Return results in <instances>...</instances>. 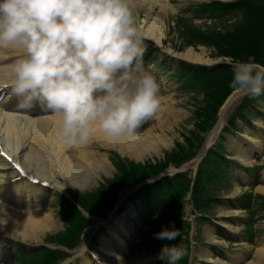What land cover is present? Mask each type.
<instances>
[{
  "label": "clouds",
  "instance_id": "obj_1",
  "mask_svg": "<svg viewBox=\"0 0 264 264\" xmlns=\"http://www.w3.org/2000/svg\"><path fill=\"white\" fill-rule=\"evenodd\" d=\"M9 48L23 50L9 83L18 107L61 114L67 143H86L97 130L133 134L159 110L160 83L145 66L147 46L129 0H0V49ZM230 64V88L264 93V66L253 57ZM180 235L173 224L155 238ZM186 254L182 245H162L157 259L177 264Z\"/></svg>",
  "mask_w": 264,
  "mask_h": 264
},
{
  "label": "bare ground",
  "instance_id": "obj_2",
  "mask_svg": "<svg viewBox=\"0 0 264 264\" xmlns=\"http://www.w3.org/2000/svg\"><path fill=\"white\" fill-rule=\"evenodd\" d=\"M130 3L131 2H129V4ZM135 4L138 9L144 7L145 10V14L141 21L136 23L138 30L142 35L153 38L157 43H162L161 40L165 37L166 30V21L164 17L177 11V7L174 5L175 3L172 4L169 0H136ZM155 8H157V11L154 13ZM168 52L194 63L208 64L209 61H211L203 48H200L198 51L189 47L180 53L173 52L168 48ZM11 72L12 65L7 64L4 60H0V89H5V84L9 82L7 73L11 75ZM238 95L239 93L236 90L233 91L228 97L227 104L221 108L218 125L208 135L205 147L216 138L219 128L224 123L223 121L225 118L223 119V117L227 106L229 105L230 108L238 99ZM16 104V98L11 97L7 91L5 95L0 98V106L9 110L2 112L0 109V125H4L0 130V136L4 135L8 147H12L14 144L16 151L20 149L19 157L21 163L27 168L32 169L37 177L50 180L54 187L62 188L63 184L57 180V176H64L67 177L71 186L82 188L93 182L92 177L94 175L100 176L112 170V164L106 153L91 150V145L89 144L79 146V149L74 153L69 149L66 143L57 139L58 137L63 138L60 134L62 121L58 115H54L53 120L47 117L37 116L39 114V107L37 105L27 110L25 113L10 112L15 109ZM163 109H165V111ZM159 110H163L166 116L173 115V117H175V113H178V115L182 113L177 109L174 110L172 105L165 106V104L163 107L159 108ZM158 118L166 119L167 117L161 116L158 112ZM13 121H18L20 123L19 130H16ZM169 122L170 121H168V126L171 123ZM172 122L175 123V119H172ZM145 123L149 133L144 131L138 133L135 131L133 134H125L119 138H110L106 135L107 139L102 138L96 141L95 144L103 147L105 150L113 148L117 150L120 155L127 156L130 159H140L147 153L153 155V153L158 152L162 146L168 143L152 128L151 119L146 120ZM29 129L32 130V133L25 143ZM93 134L102 137L104 133L97 130ZM244 136L247 140L258 144V139L254 136L248 134ZM95 138L98 137L95 136ZM50 142L52 151L58 161L51 162L50 164H42L39 151L46 156ZM1 145L2 143L0 141V146ZM205 147H203V151ZM1 149L12 154V151L7 147L0 148V150ZM236 157L245 163L252 162V160L249 161L244 159L239 148L236 152ZM73 158L75 159L74 161L72 160ZM7 168H12L10 163H7L6 160L0 157V193L7 195L10 198L8 199L10 202L21 196L22 206L21 208L16 207L15 209H8L0 203V208H2V210H0V233H6L24 240L34 238L37 234L43 235L46 231H51L60 223V220L55 219L51 211L46 213L42 210L41 212V210L35 207L42 206L38 202H45L50 200L51 197L47 198L46 195H43L45 191L43 188L31 184L24 179L18 178V180L12 182L11 179L17 174L13 171L8 172ZM256 190L264 192V185L257 186ZM238 191V187H235L232 194ZM2 219L5 221L4 223ZM258 247L256 251L258 257L249 260L246 264L264 263V243L259 244ZM84 248L83 246L81 251H83ZM94 257L96 258L95 262L97 264H105L103 261L98 260L99 257L96 253ZM209 261H211V259H209ZM88 262L87 258L82 257L81 264H88Z\"/></svg>",
  "mask_w": 264,
  "mask_h": 264
},
{
  "label": "rangeland",
  "instance_id": "obj_3",
  "mask_svg": "<svg viewBox=\"0 0 264 264\" xmlns=\"http://www.w3.org/2000/svg\"><path fill=\"white\" fill-rule=\"evenodd\" d=\"M197 1H200V0H172L171 1L172 4L175 3L174 5H176V7H177V11H176L177 13L175 12L176 14L175 13L168 14L167 17L166 16L164 17L165 21H166L165 22L166 30H165V38L162 39L161 52H168V48L171 51L177 52V53H180L184 49L189 48V47H192L198 51L200 50V48H203L205 50V53L207 54V57L211 60V61H209L208 64H212L215 62L230 63V61L235 60L236 58H239V57H236L234 54H231V56L230 55H224L220 51L226 52V49H227L226 42H228L230 40V38H228L227 36H230L228 34H231L232 36H234L237 33V29H235V28L238 24V21H240V19H238V20L237 19H231V20H227V21L219 20L218 22L221 24H216L213 27V30L218 32V34L216 32H214V36L216 37L215 38V44H211L207 41H199V40L192 39L187 35L185 27L178 26V24L176 23V16L180 15L182 13H188L187 16H190L191 12L187 8H188V6H190L191 4H194ZM129 2L135 4L136 0L135 1L129 0ZM131 3L129 4V7H130L131 11L133 12L136 23L137 22L139 23V21L144 16L143 13L145 14V10L143 9L144 7L137 9L136 8L137 6L135 7L134 5H131ZM155 9H157V8H155ZM156 11L157 10H155L154 13ZM193 22L195 24L201 25L203 21L196 19ZM213 22L214 21H211V23H213ZM211 23L209 20L206 22V24H211ZM250 24H251V20H249L247 22V25L245 28H248ZM218 30H220V31H218ZM250 36L251 35L249 34V37ZM252 44H254L256 46H264V41L263 42L254 41V42H252ZM220 46H223V48L221 50H219ZM175 58L182 60L181 58H179L177 56ZM256 58L257 59L255 60V62L259 63L261 66H264V51H261ZM204 64H206V63H204ZM158 65H160V63H158L157 66ZM149 67L154 72V69L156 67L155 66H149ZM156 73H155V75L158 78V81L160 83V92H159L160 97H161L160 104L161 105L165 104V106L166 105L167 106L172 105L174 110L177 109L182 113L179 115H178V113H175V117H173V115L166 116L165 115L166 113L164 112L165 109H163L164 111L158 110V112H159V114H161V116L163 115V116L167 117L166 119H159L158 114L155 113V115L151 118L152 128L156 131V133L158 135L163 137L167 141L168 144L165 146H162L158 150V152L153 153V155H151L150 153H147L143 157H141L140 159H135V158L129 159L133 164L139 163L138 166H135V169H139V167L144 168L145 165H142V164H144L145 160H147V159L149 160V162L156 160L157 162L160 161V164H165L163 159H164V157H166V153L167 152L170 153L171 150L176 151V147H178V146L182 147L187 153H189V156H192L194 153H196L194 155L195 157L197 155H199L201 150H202L203 143L200 146V148H198V149L195 148V150L192 152L191 147L188 144L186 135L188 133H191V136L193 134H196L198 137V140L201 139L202 142L205 138L207 140L209 132H211L215 127L214 125H215V122L218 118V110L221 112V108L223 106V104L219 108H218V106H216L217 109H215L214 113H212L211 110H208V108H210L211 106L215 107L214 104L217 103L216 102L217 100H219L223 97L226 89L220 90L219 88H217L216 91H213L212 89H210V87H208V89L202 93L198 90L193 91V92L192 91H185V90L180 89V83L179 82H176L174 79L169 78L168 73H164V74L158 73L160 76ZM219 76H220V80L224 83L225 86H227V80L228 79H230V81L232 80V72L226 73V72L222 71ZM229 84H230V82H229ZM233 91H234V89L231 91V93ZM222 92H224V93H222ZM228 95L224 99L225 101L229 97ZM162 97H163V99H162ZM238 100H239V98L231 105V107ZM262 104L264 107V102H262ZM228 108H229V105L226 108V112L224 114L223 119L226 117V114H227L228 110L230 109V108L229 109ZM233 108H234V106L232 107L230 112L233 110ZM230 112L228 113V116H229ZM247 114H249V112L246 113V118L249 117ZM246 118L243 120L245 121ZM172 119H175V123L172 122ZM225 120H226V118H225ZM152 121H154V122H152ZM168 121L171 122V123L169 122L170 123L169 126H168ZM232 126L234 128L237 127L236 123L232 124ZM202 128H204L206 131H202ZM234 130L235 129H232V131H234ZM195 142H196V140H194V143ZM224 151H226V149ZM100 152L106 153L105 151H100ZM178 152L181 153V150H178ZM107 156H108V154H107ZM213 163H215L214 160L210 159L209 164H213ZM191 165H189V166H191ZM169 168H172V166H169ZM114 170L115 169L113 167V170H111V172L106 173V174L111 173V175H112ZM135 175H136L135 172L132 173V176H135ZM235 187H234V189H235ZM88 188H90V187H88ZM232 189L233 188L230 187V184L227 181H220V182H217L216 184H214L209 189V191H211V193H217V194H230ZM173 193L174 192L171 191L169 193L168 197H170V195ZM169 199L170 198H168L166 200V202L169 201ZM188 202L191 203V200L188 199ZM194 202H195V194L192 197V203H194ZM202 202L204 204L208 205V200L202 199ZM182 203H183V201H182ZM45 212L48 213L50 211H45ZM18 263L19 264H31V259L24 257V258L18 260Z\"/></svg>",
  "mask_w": 264,
  "mask_h": 264
},
{
  "label": "trees",
  "instance_id": "obj_4",
  "mask_svg": "<svg viewBox=\"0 0 264 264\" xmlns=\"http://www.w3.org/2000/svg\"><path fill=\"white\" fill-rule=\"evenodd\" d=\"M231 6L236 9L241 14V20L237 24L236 28L237 33L232 36L231 34H228L230 36H227L230 38L228 42H226L227 49L226 52L220 51L224 55H230L234 54L236 57L235 60H247L248 57H253L255 60L256 57L259 55L261 51H264V46H256L252 44V42H263L264 41V0H236L234 3L231 4ZM212 6H205L202 7L200 10L204 11L205 9H213ZM251 20V24L248 28H245L247 25V22ZM249 34L251 35L249 37ZM215 41V36H212ZM226 37V38H227ZM249 37V38H248ZM223 46L219 47V50H221ZM223 67V66H221ZM232 72V68L228 66V69L221 68V69H215L210 72L211 75H214L212 79L209 81V87L213 91H216L217 88L220 90L226 89L223 97L219 100H217L215 107L211 106L208 108V110H211L212 113L215 112V109H217L216 106H219L222 101L225 99V97L228 95V93L232 90L230 88V79L227 80V86L224 85V83L220 80V73L221 72Z\"/></svg>",
  "mask_w": 264,
  "mask_h": 264
}]
</instances>
